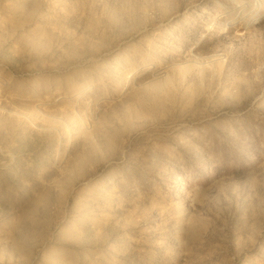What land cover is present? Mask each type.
<instances>
[{"label": "rangeland", "instance_id": "374dc122", "mask_svg": "<svg viewBox=\"0 0 264 264\" xmlns=\"http://www.w3.org/2000/svg\"><path fill=\"white\" fill-rule=\"evenodd\" d=\"M0 264H264V0H0Z\"/></svg>", "mask_w": 264, "mask_h": 264}]
</instances>
